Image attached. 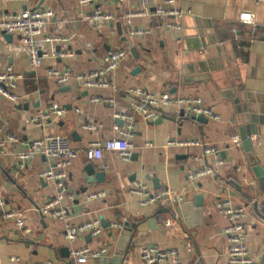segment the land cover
<instances>
[{
    "label": "crops",
    "instance_id": "obj_1",
    "mask_svg": "<svg viewBox=\"0 0 264 264\" xmlns=\"http://www.w3.org/2000/svg\"><path fill=\"white\" fill-rule=\"evenodd\" d=\"M164 2L0 0V12L53 11L51 24L37 36L45 52L38 67L31 66L18 34L6 39L0 32V74L8 66L22 74L14 99L0 94V264H79L70 259L69 250L85 244L107 246L108 253L101 259L119 257V264H143L139 248L144 244L176 250L173 264H229L223 234L227 221L215 209L222 198L246 208L245 243L259 264L264 255V184L248 163L238 128L245 122L253 124L249 114L256 116L251 150L264 170V0H174L173 7L182 11L179 16L156 13ZM96 10L111 14L112 19L83 18ZM128 13L134 15L127 18ZM134 28L145 33L133 35ZM130 47H135L137 58ZM115 49H126L127 55L110 77L109 87L58 85L47 75L51 68L96 70L105 53ZM64 52H71V57L61 56ZM135 87L156 95L200 97L220 119L202 123L168 105L161 109L160 121L147 122L131 107L129 91ZM237 97L238 105L247 104L252 113L237 112ZM53 103L63 113L52 116L45 128L28 122ZM116 113L133 117L130 158L125 161L103 149L100 160H88L85 150L90 143L119 136L124 122H118ZM91 123L99 125L96 130L85 128ZM46 133L66 136L77 151L60 198V206L67 211L64 219L40 212L59 193L53 182L40 176L53 163L40 152L24 162L17 158ZM188 139H197L202 145L167 144ZM205 146L217 149V156L203 155ZM217 157L228 160L230 167L222 166L214 175L187 178L189 169L211 166ZM88 163L96 172H103V182H86L84 166ZM136 181L151 190L172 188L185 199L176 204L141 205L140 197L129 192ZM90 192L104 195L90 199ZM198 195L202 197L200 212L193 203ZM186 203L190 206L182 208ZM4 212L20 213L21 225L14 218L4 219ZM152 215L161 227L143 233L142 238L135 236L125 251H119L122 224L142 222ZM95 219L100 224L110 222V227L101 224L104 230L97 237L83 234L72 242L65 239V222L78 225ZM64 247L67 256H62ZM101 259L84 264H99Z\"/></svg>",
    "mask_w": 264,
    "mask_h": 264
},
{
    "label": "built area",
    "instance_id": "obj_2",
    "mask_svg": "<svg viewBox=\"0 0 264 264\" xmlns=\"http://www.w3.org/2000/svg\"><path fill=\"white\" fill-rule=\"evenodd\" d=\"M19 1L22 3L28 0H10ZM90 0H81L87 2ZM144 1V0H143ZM174 0H165L164 5H160L156 9V13L162 15H180L181 10L173 7ZM133 13H128L127 18L133 16ZM84 19L91 21H105L112 19L111 14L104 13L100 10L94 11L89 16H83ZM53 19V11L50 9L25 8L18 12H0V32L6 34H18L22 48L26 51L28 60L33 67H38L41 64L43 51L42 42L37 39V36L47 28ZM178 28V25H173ZM131 33L133 35H141L145 30L134 28ZM71 52H64L63 57H71ZM127 55L126 49L109 50L103 57V64L96 70L88 72H74L67 68L59 70L51 68L47 70V75L50 80L58 85H69L71 83L83 89L105 88L110 86V77L118 68L120 62ZM22 78L21 73L12 71L8 66L6 71L0 74V94L14 99L15 89L18 86L19 80ZM131 107L139 112L141 117L149 122L155 121L161 116V109L168 105L176 106L182 116L193 118L204 116L207 119L219 120L220 116L216 114L209 106H207L200 97L193 96H174L167 92L160 95L148 91L141 87L131 88ZM93 100H99L98 97H93ZM63 113V108L55 103L50 104L46 111L39 112L37 115L29 118L28 122L35 126L45 128L47 121L52 116H60ZM115 118L121 119L124 125L118 129L119 136L104 141H94L90 143L85 150V156L88 160H100L102 158V150L112 151L118 156L127 161L130 158V143L128 137L133 129V117L127 113H116ZM99 125L95 123L85 125L88 130H96ZM169 145L182 147L201 146V142L197 139L188 140H169ZM150 145V143H146ZM40 152L44 157L48 158L53 167L44 170L40 176L46 181L53 182L56 185L59 193L46 201L40 208V212L44 215H51L59 219H64L67 216L65 208L60 206L61 193L66 190V180L68 178V168L73 159L77 157V151L71 147V143L64 135L46 133L39 139L33 141L29 148L19 152L17 158L24 162ZM212 154L217 156L218 150L212 146L203 148V155ZM222 166L230 167V162L226 159L216 158L211 166L203 167L199 170H188L187 178L196 179L206 175H214L218 173ZM129 192L140 197L141 205H165L180 203L185 199L184 194L175 192L172 188L165 187L161 189L151 190L147 184L141 181L134 182ZM104 195L103 192H90L87 196L90 199L99 198ZM2 200L0 199V205ZM216 211L225 217L227 224L223 229V234L227 242V259L229 264H255L253 258L249 255L245 239L247 236L245 221L247 210L245 207L234 204L228 198H222L215 203ZM4 219L16 220L18 225H21V214L15 212H4L1 214ZM119 225L114 224V227ZM98 219L74 225L65 222L64 237L68 242L74 241L83 234L90 237H97L103 232ZM108 253L107 246L101 245L92 247L85 244L79 247H73L69 250L70 259L76 263L84 264L88 261L99 260ZM139 255L143 264H173L176 262L177 252L174 249H162L154 244H144L139 248ZM17 258L11 257V260ZM45 264V263H37Z\"/></svg>",
    "mask_w": 264,
    "mask_h": 264
},
{
    "label": "water",
    "instance_id": "obj_3",
    "mask_svg": "<svg viewBox=\"0 0 264 264\" xmlns=\"http://www.w3.org/2000/svg\"><path fill=\"white\" fill-rule=\"evenodd\" d=\"M4 35H5L6 39H9L11 37L10 34L4 33ZM129 51L134 58L138 57V54H137L135 47H130ZM138 69L139 68H136L134 72L138 71ZM239 102H240V98L239 97L235 98L234 103L236 105V110L238 113L241 111L252 113L251 107H249L247 104H246V107H245V105L239 106L238 105ZM248 118H250V121L253 124L246 125L247 122L244 123L245 126H242L243 124H241L238 128L239 138L242 140V145H243V148L246 152V157H247L249 165L252 168V171L258 177L259 181L264 184V170L258 164V161H257L255 155L253 154L252 150H251L250 134H256L257 133V128L255 127L256 124L254 125V123L256 122V116H254V114H249ZM193 119L197 120L199 122H202V123L207 122V118L204 116L193 117ZM260 119H261V117H260ZM156 121H160V120L158 119ZM118 122L120 124L123 123L122 120H120V119L118 120ZM84 171H85L84 178H85L87 183L103 182L104 181L103 172H100V171L96 172L92 164H90V163L86 164L84 166ZM153 182L156 183L157 180L154 179ZM193 203H194V206H195L197 212H200V210L202 208V197L200 195L196 196L195 201ZM189 206L190 205L186 203L183 205L182 208H188ZM156 220H157L156 216L152 215L142 222L125 221L122 224V228L118 232L117 249L119 251H125L126 247L128 245L130 246V244H131V242L135 236L138 239L142 238L143 236H145L143 233H145L149 230H153V229H157V228L161 227L158 224H156ZM101 224L104 228L110 227V222H106V224H105L102 221ZM67 252H68L67 248H65V247L61 248L62 256H67L68 255ZM107 261H110L113 264H119L121 262V258L116 257L113 260H111V259L107 260V258H103V259H101L99 264H104ZM259 264H264V255L262 256Z\"/></svg>",
    "mask_w": 264,
    "mask_h": 264
}]
</instances>
